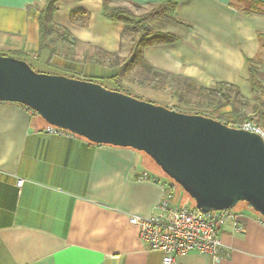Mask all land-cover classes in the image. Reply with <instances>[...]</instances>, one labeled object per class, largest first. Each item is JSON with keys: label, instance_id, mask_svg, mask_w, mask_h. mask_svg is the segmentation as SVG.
I'll list each match as a JSON object with an SVG mask.
<instances>
[{"label": "crops", "instance_id": "0c3cea01", "mask_svg": "<svg viewBox=\"0 0 264 264\" xmlns=\"http://www.w3.org/2000/svg\"><path fill=\"white\" fill-rule=\"evenodd\" d=\"M125 2L134 15L163 9L153 20H166L159 31L178 37L143 50L154 71L197 88L236 86L262 101L264 87L252 89L248 66L257 75L264 64V14L244 12L237 0ZM44 6L45 0H0V56L59 71L49 75L124 81L109 59L120 57L123 26L104 16V0H56V46L51 38L40 44ZM254 111L264 114L256 104ZM47 126L22 105L0 102V264H161L162 254L148 249L129 219L156 213L167 183L138 152L52 135ZM236 212L245 232H234L231 221L220 228L218 262L192 251L176 263L264 264V223L244 208Z\"/></svg>", "mask_w": 264, "mask_h": 264}, {"label": "water", "instance_id": "95a60500", "mask_svg": "<svg viewBox=\"0 0 264 264\" xmlns=\"http://www.w3.org/2000/svg\"><path fill=\"white\" fill-rule=\"evenodd\" d=\"M0 102L22 105L90 144L145 154L202 214L244 203L264 221V143L255 133L96 83L39 74L3 56Z\"/></svg>", "mask_w": 264, "mask_h": 264}, {"label": "rangeland", "instance_id": "374dc122", "mask_svg": "<svg viewBox=\"0 0 264 264\" xmlns=\"http://www.w3.org/2000/svg\"><path fill=\"white\" fill-rule=\"evenodd\" d=\"M108 2L111 6L128 10L134 15V12L128 6L125 0H108ZM148 11L147 13H141L140 15L135 16L146 17L148 24L150 23L149 25L157 30H159V28H163V26L167 24L166 20L162 22L156 19L153 20L154 17L160 12L163 15L165 12L163 9L159 8L156 9V11ZM61 34L62 33L59 35ZM132 38L133 37L129 33H124V36H122V52L120 53V57L117 59L119 64H124V62L130 58L131 48L133 47ZM55 40L56 39L51 38L48 41L51 42V45L56 46ZM109 59H114V57ZM29 64L31 69L39 74H51L59 72L51 68L37 67L31 62H29ZM122 79L124 81L120 83V85H118L117 82H113L112 80L100 82L99 85L109 91H116L120 93L128 92L132 97L152 104L155 103L161 106L176 108L177 110L186 113H201L211 117L212 119H217L221 122L231 124V126H237L245 121H253L258 126H261L264 130V119H261L258 113L254 114L255 104L258 105V103L254 102L253 95H249V93H247L248 91L240 90L239 95L236 94V89L231 90L226 87H212L210 89L200 91L196 87H192L190 84L181 79H164V77L160 75H149L146 73V71L143 72V69H140L137 72H129V74L127 73ZM244 79H246V75ZM251 81L249 82L251 83ZM253 81L256 83V90H261L262 87L260 84L264 87V64H259L258 74L254 76ZM260 93V97L263 98L262 93L264 94V91L262 90ZM242 97L247 98L246 103L242 101ZM226 103H232L233 105L232 107L226 106ZM232 108L236 110V114L240 112L242 113L243 116L239 117V121L238 118L235 119L230 117L229 113L232 111ZM140 154L143 155L147 161L150 171L168 184L170 180L161 172V170L153 163V161L145 154ZM170 204L171 206L178 208L192 207L194 205L191 199L179 187L174 189ZM247 207L248 206L244 203H238L234 211H237L239 208H244L246 211L254 214V212Z\"/></svg>", "mask_w": 264, "mask_h": 264}, {"label": "built area", "instance_id": "2783aa9c", "mask_svg": "<svg viewBox=\"0 0 264 264\" xmlns=\"http://www.w3.org/2000/svg\"><path fill=\"white\" fill-rule=\"evenodd\" d=\"M233 128L255 133L264 143V131L253 121L242 122ZM45 131L52 135H71L51 126H47ZM146 179V176L141 177L140 181ZM227 221H231L234 232H245L244 223L234 210L202 214L193 206H171L170 197L164 194L156 207V213L151 217L131 216L129 219L130 224L139 229L140 237L148 249L162 254L161 264H177V256L192 251L218 262L222 254L218 234Z\"/></svg>", "mask_w": 264, "mask_h": 264}, {"label": "trees", "instance_id": "16d2710c", "mask_svg": "<svg viewBox=\"0 0 264 264\" xmlns=\"http://www.w3.org/2000/svg\"><path fill=\"white\" fill-rule=\"evenodd\" d=\"M55 3H56V0H45V6L40 10V17H39L40 44H42L44 42L45 38L46 39L50 38L55 33L54 28H53V24H52V14L54 12ZM107 4H108V0H104V16L106 18L110 19L111 21L118 22V23L122 24V26H123L122 36H124V33H129L133 37L132 38L133 47L131 48L130 58L128 60H126L124 62V64L123 63L119 64V62L117 61V58L115 60L114 59L111 60L114 63V65L116 67H118V74L116 75L117 78L125 77L127 73L129 74V72L134 71L136 68L143 69L149 75H153V76H159L160 75V76H163L164 79L173 78L171 76L160 74V73H157L156 71H154L148 64H146L143 61L142 54H143V50L145 48H148V47H151L154 45L170 44V43L177 41L178 37L175 35H172L170 33L161 32L157 29H154L152 26H150L148 24V21H147L146 17H144V16H135V15L131 14L130 11H128V10L120 9V8H116V7H108ZM236 7H239L244 12H247L250 14H264V3L257 2L254 0H237ZM62 30L63 29H60L59 31H57V34L59 35L60 33H62L60 35V36H62L63 35ZM56 39L58 40V37ZM109 58H112V57H109ZM251 65H252V63H250V65L248 66V74L250 75V80L252 79V81H251L252 89H256L255 88L256 83L253 81L254 76L256 75V71L253 67H251ZM174 78H176V77H174ZM177 78L187 82L192 87H195L194 85L189 83L187 81V79H182L179 77H177ZM87 82H89V81H87ZM226 88H229L231 90L236 89V94L239 95V90L236 86H230L229 85V86H226ZM197 89L200 91H204V90H207L210 88H206V89L205 88H197ZM255 92H256V90H255ZM123 94L131 96L128 92H124ZM259 98H260V100H262V101H260L262 104L259 102V104L257 106H261V108L264 110V103H263L264 99L261 97H259ZM153 104H155V103H153ZM155 105H157V104H155ZM232 105H233L232 103H226V106L232 107ZM164 107L171 109V110H174L176 112H180V113L192 114V115H201L204 117L211 118V117L206 116V115L201 114V113H186V112L179 111L176 108H170L168 106H164ZM25 109L30 111L27 108H25ZM235 111L236 110L234 108H232V111L229 113V115L231 118H235V119L238 118V121H239L240 120L239 117L243 116V115L240 111H239L240 113L237 112L238 114H236ZM254 113H257V111H254ZM258 114L261 117V119H264V114L262 113V111L258 112ZM214 120H217V119H214ZM217 121L221 122L220 120H217ZM221 123L228 126V127H231V128L235 127V126H231V124H227L224 122H221ZM261 129H262V127H261ZM177 187L178 186L175 185L170 180L168 182V184L164 186V189H163L164 196L170 197L172 200L174 189ZM247 208H249V207H247ZM259 219L261 222L264 223V221H262V219L260 217H259Z\"/></svg>", "mask_w": 264, "mask_h": 264}]
</instances>
